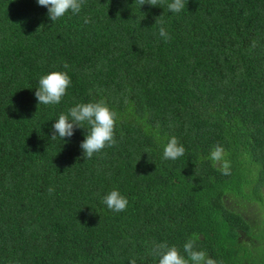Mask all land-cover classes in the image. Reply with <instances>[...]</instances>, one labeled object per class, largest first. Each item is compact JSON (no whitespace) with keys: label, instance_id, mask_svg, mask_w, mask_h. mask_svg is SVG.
<instances>
[{"label":"trees","instance_id":"trees-1","mask_svg":"<svg viewBox=\"0 0 264 264\" xmlns=\"http://www.w3.org/2000/svg\"><path fill=\"white\" fill-rule=\"evenodd\" d=\"M171 2L86 0L54 22L0 0V264H159L153 243L184 254L190 238L216 264H264V0ZM53 71L72 83L39 105ZM100 101L115 146L85 160L87 128L51 140L61 113ZM173 136L186 152L164 159ZM112 190L125 211L102 202Z\"/></svg>","mask_w":264,"mask_h":264},{"label":"clouds","instance_id":"clouds-1","mask_svg":"<svg viewBox=\"0 0 264 264\" xmlns=\"http://www.w3.org/2000/svg\"><path fill=\"white\" fill-rule=\"evenodd\" d=\"M163 0H135L140 6L150 4L158 6ZM86 0H38L40 6L48 9V17L51 21H57L66 14H79ZM185 7V0H173L167 4V9L172 13H179ZM90 18L85 17L84 23H90ZM156 23H163L158 20ZM159 36L165 41L170 39L169 33L162 26L159 29ZM64 68L69 65L65 63ZM72 81L68 72L53 71L39 79V87L35 92L39 105H56L66 95L67 89ZM117 125V113L104 102L78 103L68 110L67 114L61 113L58 120L52 125L53 134L51 140L57 137L64 140L65 137H72L77 128H87L86 138L81 142L83 159H91L94 154L102 152L106 148L116 145L115 128ZM186 152L185 147L172 137L164 148L163 158L176 160ZM148 153V150H145ZM209 159L214 167L223 175L231 174L230 161L225 158V150L222 146L216 145L210 152ZM55 189L48 188V193L53 194ZM108 209L120 213L127 209L128 199L119 190L110 191L102 201ZM183 253L176 246H169L167 242L153 243L151 254L159 257V264H216L205 251L196 250V239L190 238L183 246ZM136 264V259L131 260Z\"/></svg>","mask_w":264,"mask_h":264}]
</instances>
